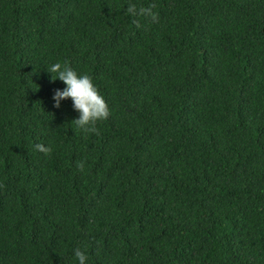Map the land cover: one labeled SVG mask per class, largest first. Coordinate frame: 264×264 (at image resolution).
Wrapping results in <instances>:
<instances>
[{
    "label": "trees",
    "instance_id": "1",
    "mask_svg": "<svg viewBox=\"0 0 264 264\" xmlns=\"http://www.w3.org/2000/svg\"><path fill=\"white\" fill-rule=\"evenodd\" d=\"M92 76L82 132L46 66ZM264 264V0H0V264Z\"/></svg>",
    "mask_w": 264,
    "mask_h": 264
},
{
    "label": "clouds",
    "instance_id": "2",
    "mask_svg": "<svg viewBox=\"0 0 264 264\" xmlns=\"http://www.w3.org/2000/svg\"><path fill=\"white\" fill-rule=\"evenodd\" d=\"M46 69L51 73L53 80L59 78L64 83L63 88H56L52 93L54 105L58 107L63 99L71 98L72 107L78 113L71 121L75 128L85 133L96 132V122L107 118L109 108L105 97L93 82L92 76L85 72H78L59 61L46 66ZM73 255L78 264H85L84 251L79 248L74 249Z\"/></svg>",
    "mask_w": 264,
    "mask_h": 264
}]
</instances>
